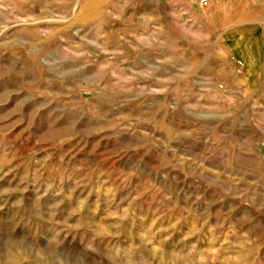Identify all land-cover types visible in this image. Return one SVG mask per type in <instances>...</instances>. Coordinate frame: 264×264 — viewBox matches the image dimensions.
<instances>
[{
	"label": "rangeland",
	"instance_id": "1",
	"mask_svg": "<svg viewBox=\"0 0 264 264\" xmlns=\"http://www.w3.org/2000/svg\"><path fill=\"white\" fill-rule=\"evenodd\" d=\"M49 229L66 264H264V0H0V264Z\"/></svg>",
	"mask_w": 264,
	"mask_h": 264
},
{
	"label": "clouds",
	"instance_id": "2",
	"mask_svg": "<svg viewBox=\"0 0 264 264\" xmlns=\"http://www.w3.org/2000/svg\"><path fill=\"white\" fill-rule=\"evenodd\" d=\"M61 39H63L61 37ZM92 41H88L87 43L84 41V38H80V42L76 43L74 40H69L68 44L72 47V48H76L79 49L81 48V46H87V44H92ZM101 51H103V49H101ZM95 52V50H94ZM95 54L97 56H99V52H95ZM101 67H103V65H101ZM162 144H164V141H161ZM166 147V144H165ZM47 183V182H45ZM43 189V191H42ZM47 191V188L45 187L44 184H41L39 187H37L36 185H33V188L31 190L32 193H34V196L37 200H39V198L41 196H43L44 192ZM38 223V222H37ZM83 226V225H82ZM25 227H27V225H25ZM33 228L37 227V224L34 223L32 225ZM50 235L45 237L46 240V245L48 248H50V253H51V257H50V264H66V262H68L62 255L61 249L62 247L67 243L68 245H71L77 238L76 233H71V232H65V234L63 236H61V232H64V229H60L59 232H56L53 229H49L48 230ZM34 237L38 235V233L32 232L31 233ZM69 236L72 237L71 240H69ZM36 246H39V244H35ZM50 245H55V247H49ZM57 249H59L57 251ZM37 256L40 255L39 252L36 253ZM61 257H63V259H61Z\"/></svg>",
	"mask_w": 264,
	"mask_h": 264
},
{
	"label": "built area",
	"instance_id": "3",
	"mask_svg": "<svg viewBox=\"0 0 264 264\" xmlns=\"http://www.w3.org/2000/svg\"><path fill=\"white\" fill-rule=\"evenodd\" d=\"M201 3L206 4L207 0H201Z\"/></svg>",
	"mask_w": 264,
	"mask_h": 264
}]
</instances>
